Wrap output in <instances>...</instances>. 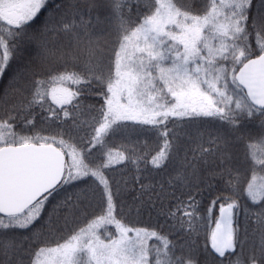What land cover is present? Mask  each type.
Wrapping results in <instances>:
<instances>
[{
  "label": "snow or ice",
  "instance_id": "snow-or-ice-1",
  "mask_svg": "<svg viewBox=\"0 0 264 264\" xmlns=\"http://www.w3.org/2000/svg\"><path fill=\"white\" fill-rule=\"evenodd\" d=\"M0 264H264V0H0Z\"/></svg>",
  "mask_w": 264,
  "mask_h": 264
}]
</instances>
